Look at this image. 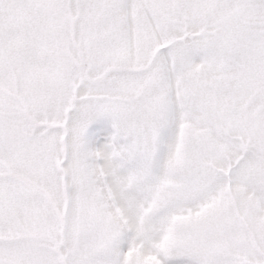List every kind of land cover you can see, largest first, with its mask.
Listing matches in <instances>:
<instances>
[{
    "label": "snow or ice",
    "instance_id": "snow-or-ice-1",
    "mask_svg": "<svg viewBox=\"0 0 264 264\" xmlns=\"http://www.w3.org/2000/svg\"><path fill=\"white\" fill-rule=\"evenodd\" d=\"M0 264H264V0H0Z\"/></svg>",
    "mask_w": 264,
    "mask_h": 264
}]
</instances>
